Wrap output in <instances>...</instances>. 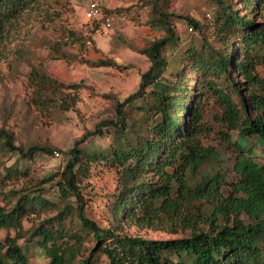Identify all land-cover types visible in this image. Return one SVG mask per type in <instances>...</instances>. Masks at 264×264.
I'll return each instance as SVG.
<instances>
[{
  "label": "trees",
  "instance_id": "obj_1",
  "mask_svg": "<svg viewBox=\"0 0 264 264\" xmlns=\"http://www.w3.org/2000/svg\"><path fill=\"white\" fill-rule=\"evenodd\" d=\"M41 1L0 0V36L8 22L40 7ZM209 2L214 5L206 27L211 33L204 36L203 24L185 16L204 37L201 48L180 49L171 55L175 60L167 51L176 49L180 37L168 22L180 16L160 12L166 37L144 50L151 65L138 92L125 103L142 117L134 124L124 104L119 105V121L109 122L116 127L112 147L89 153L76 144L55 182L56 200L47 196L52 186L45 187L46 181L33 178L27 168L37 155L55 157L56 151L39 145L25 149L12 131L0 127V153L18 160L0 170V233L6 231L0 239V264H29L32 246L42 250L48 264H101V255L109 264H264V0ZM70 36L77 38L72 31ZM183 66L203 76L198 87L189 88L184 74L173 80L166 76ZM31 76L35 106L69 110L75 104L65 90L76 85L65 88L37 70ZM209 96L228 130L257 139L263 147L259 153L222 132L235 155L231 172L228 159L205 143L211 132L204 113ZM99 164L119 176L111 203L117 225L108 228L89 217L83 195L84 179ZM13 179L26 185L16 188ZM42 214L46 217L34 223L33 217ZM122 223L167 226L184 236L146 240L120 232ZM86 241L94 243L91 250Z\"/></svg>",
  "mask_w": 264,
  "mask_h": 264
},
{
  "label": "rangeland",
  "instance_id": "obj_2",
  "mask_svg": "<svg viewBox=\"0 0 264 264\" xmlns=\"http://www.w3.org/2000/svg\"><path fill=\"white\" fill-rule=\"evenodd\" d=\"M91 3H97L101 11L96 19L87 17ZM160 12L180 16L171 17L168 22L180 37L176 49L167 51L168 58L174 59L171 55L192 44L201 48L200 38L211 33L206 28L211 24L214 12V5L209 0H42L40 7L4 26L0 36V127L14 133L18 146L26 149L39 145L61 154L60 157L39 154L27 166L33 178L46 181L43 182L45 187L52 186L47 194L49 198L56 200L55 182L69 160L68 152L76 144L80 143V148L89 153L112 147L116 127L109 122L119 121V105L124 104L123 110L134 124L142 117L140 110L125 103L138 92L141 77L151 65L144 50L166 37ZM185 16H192L203 24L204 36L188 25ZM257 20L260 21L258 17ZM71 31L77 35L75 40L70 36ZM36 70L58 80L65 88L77 86L65 90L70 97L76 98L69 110L56 105H34L31 75ZM180 73L190 80L189 88L198 87L197 82L203 77L187 66L175 75L167 72L166 76L173 80ZM235 100L239 102L238 98ZM204 113L211 129L205 143L228 159L229 172L235 155L228 149L222 132H228L234 141L248 143L262 152L259 140L243 139L224 126L220 121L221 109L212 96L205 102ZM17 162L16 156L0 153L1 171ZM233 179V176L229 177L230 181ZM12 185L21 188L26 182L13 179ZM82 185L89 217L104 228L116 224L112 221L111 203L119 185L118 173L99 164L91 169ZM45 217L44 214L40 219L34 216L33 222L39 224ZM25 227H29L28 222ZM118 227H121L120 232L146 240L184 236L180 230L167 226L155 229L122 223ZM5 235L6 231H2L0 239ZM86 245L91 250L94 243L86 241ZM27 255L29 264L49 263L39 247L32 246ZM100 260L101 264H109L105 255H101Z\"/></svg>",
  "mask_w": 264,
  "mask_h": 264
},
{
  "label": "built area",
  "instance_id": "obj_3",
  "mask_svg": "<svg viewBox=\"0 0 264 264\" xmlns=\"http://www.w3.org/2000/svg\"><path fill=\"white\" fill-rule=\"evenodd\" d=\"M101 15V11L99 5L97 3H91L87 8V17L89 19H96ZM110 23H108V26ZM61 154L59 152H55V157H60Z\"/></svg>",
  "mask_w": 264,
  "mask_h": 264
}]
</instances>
